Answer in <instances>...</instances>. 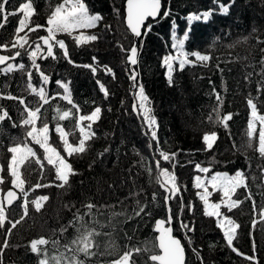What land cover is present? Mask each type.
I'll return each instance as SVG.
<instances>
[{
  "label": "trees",
  "instance_id": "obj_1",
  "mask_svg": "<svg viewBox=\"0 0 264 264\" xmlns=\"http://www.w3.org/2000/svg\"><path fill=\"white\" fill-rule=\"evenodd\" d=\"M124 1L84 0L90 14L99 13L103 17L96 27L89 30L90 35L96 34L99 38L79 45L76 51H70L69 58L73 63H68L55 46L56 60L50 57L39 59L41 70L50 77V83L47 85L49 97L60 93L54 86L58 77L65 83L70 82L71 97L81 107L80 113L73 110L72 117L58 121L69 133L70 143H78L80 134L75 127L78 115L90 114L95 106L102 108V114L99 121L93 124L92 130L96 135L87 142L85 153L68 157L63 151L59 135L55 132L57 122L53 121L52 117L57 106L63 111L70 109L71 105L59 97L50 98L49 104L44 105L42 112L47 110L49 120V143L72 164L78 174L70 177V187L58 188L55 186L57 182L52 165L43 163L44 167L41 169L35 158L29 157L21 174L31 172L34 182L22 177L25 180V191L34 188L37 183L53 186L31 191L35 197L49 195V200L43 202L44 206L40 212H36L34 205L29 203L27 216L16 210L15 206L21 196L14 190L19 199L10 208H6V212H9L7 219L13 223L17 220L20 222L12 229L10 235L6 234L4 228H0V242L7 239L10 245L4 250V264H37L36 255L30 252V241L44 237L60 238L63 242V238L59 236V229L73 219L77 209L81 213L87 211L83 206L89 202L98 207L103 206L97 214L100 223L108 224L110 220L111 225L115 226V232L111 226L104 228L97 226V231L101 233L96 237L100 248L98 254L91 258L94 264H110L111 261L119 258L128 244L155 247L154 223L157 219L167 217L168 206L173 210L174 236L180 239L186 249V264H199L192 252L193 247L200 251L204 264H264V221H257L254 228L252 224L253 219L259 218L260 205L264 204V187L261 179L264 172V158L258 153V123L257 131L251 138L252 147H248L247 136V123L251 111L247 99L253 98L259 114H264V89L259 93L257 91L260 83L264 81V43L257 42V38L264 40V0H234L226 15L216 13L221 3L227 6L229 0H162L163 11L170 7L172 14L167 18H162L161 14L157 20L149 21L148 23L153 26L147 36L141 38L142 50L138 42L140 53L136 65L139 73L138 84H143L152 114L157 119L159 125L157 135L161 149L169 154H177L175 160L177 166L174 172L177 184L181 187L180 196L186 205L182 214L179 213V197L174 203L169 201L168 205L164 204L165 193L156 182L155 159L159 158V155L156 153L153 159L155 142H152L153 148L150 150L148 147L150 134L144 135L147 127H142L141 116L132 113L134 93L131 95L128 79L129 66L126 62L128 53L121 51V46L128 49L132 45L131 36L123 26ZM21 3H32L34 18L31 26L41 25L40 28H43L47 26L50 11L53 7L59 6L62 0H10L5 6L7 19L2 21L0 18L2 25L0 44L5 41L3 37L7 38V44L13 43L11 35L14 32L16 16L8 13L16 11ZM114 6L120 9L119 15L113 11ZM206 10H212L213 16L207 23L192 22L191 38L186 41L185 50L189 52L200 50L204 54H210L213 59L207 62V66L200 63L189 64L182 71L179 70L178 63L174 62L175 70L170 85L163 59L167 54L176 53L172 48L174 42L172 33L177 34V40L182 39L181 34L188 27L187 16L200 14ZM37 16L39 18H36ZM40 33L39 35H43L42 32ZM213 40H216L215 44ZM40 43L43 46L42 40ZM0 53L6 54L1 51ZM93 56L96 57L97 62L92 60ZM18 58L20 63H24L26 70L32 71L31 81L35 87H38L39 74L34 68L30 69V58L22 53L10 63ZM189 59L195 58L190 56ZM83 65L96 67V74L93 75L91 68H85ZM105 65L112 69L114 77L105 73ZM220 69H223V72ZM97 80L105 84L108 89L107 99L100 92ZM213 87L223 97L220 115L233 113V119L227 122V128L223 124L216 123V113L213 112L216 106ZM9 94L18 99H7ZM19 98H23L25 104L31 107L42 103L28 88L26 71L17 69L8 74L0 73V106H2L0 114L6 110L11 117V120L5 118L0 122V164H4L5 169L11 157L6 151L13 143L10 138L14 137L16 143H22L26 136L24 126H12L13 122L19 125L22 119L24 106L19 103ZM24 115L26 116V113ZM209 116L212 119H209ZM37 122L40 125V122ZM211 131L217 133L218 139L212 150H205L206 145L202 137ZM105 148H109L110 151L100 158L98 154ZM196 163L210 169L205 176L216 172H227L229 175H233L236 170L245 172L248 188L237 189L235 199L240 203L230 212L231 218L241 225L237 230L233 246L244 255L233 252L212 220L203 214L201 200L196 195L192 183L193 176L197 175ZM165 164L173 171L170 164L167 162ZM147 167L152 168L151 175L145 171ZM249 191L256 201V212H253L252 201L245 199ZM153 192L158 194L155 202L151 199ZM72 205L74 207H69ZM187 205H191V208L189 209ZM138 207H145V213L136 217L134 212ZM10 209L12 210L9 211ZM93 212L95 213L96 210L94 209ZM112 212H122L124 215L112 218ZM149 212L150 215L147 214ZM180 220L188 223L189 227L194 226L195 231L189 233L183 229L184 235H182L178 228ZM5 227L11 226L6 222ZM54 232L57 233L55 237ZM109 232L117 237L119 245L117 251L112 254H108V237L105 235ZM72 233L73 229L69 228L64 236L71 238ZM125 234L132 236L133 239L128 241ZM189 238L193 241L191 246L188 244ZM253 240L255 252H253ZM245 255H255L256 260H246ZM147 256V253L141 252L138 255L134 254L131 259L135 260L136 264H145ZM148 264L153 263L149 261Z\"/></svg>",
  "mask_w": 264,
  "mask_h": 264
},
{
  "label": "snow or ice",
  "instance_id": "obj_2",
  "mask_svg": "<svg viewBox=\"0 0 264 264\" xmlns=\"http://www.w3.org/2000/svg\"><path fill=\"white\" fill-rule=\"evenodd\" d=\"M10 2V0H0V14L5 13V6ZM234 3V0H229V4L226 6L223 3L219 5V10L216 14L226 15L229 12V6ZM162 0H125V10H126V24L127 28L130 29L131 33L135 38H141L143 36H147V34L152 29V24L148 23L145 25V22L148 18H152L155 20L157 17L161 16L162 10ZM33 5L32 3H21L19 5V12L23 13V19L19 21V27L16 29V32H22L26 27H28L29 17L32 15ZM113 11L119 15L120 9L118 7H113ZM16 14L15 12L8 13ZM171 8L167 7L164 9L162 13V18H167L171 15ZM212 10L203 11L200 14H189L187 16L188 27L181 34L182 39H176V33H172L173 43L172 48L176 51L175 55L169 54L163 59V65L167 70V79L169 84H172V74L174 72V62L178 63L179 70H184L186 65H195L196 63H200L203 66H207V62L213 59L210 54H204L200 50L186 51V41H189L191 38V24L193 21H201L207 23L211 17L213 16ZM3 19H7V15L3 16ZM103 19L102 15L90 14L89 8L84 2V0H62V3L51 13L49 19L47 20V25L49 27L46 28L47 35L42 36L39 39L43 41V46H46V56L42 55L45 52V47H43L39 42H35V46L28 44L27 35L25 36H17V39L12 43V48L23 49L25 53L29 55L31 61V68H34L36 72L39 74V78L41 81V86L37 89L32 83V71L26 70L24 63H20L18 66H14L13 64L7 63L9 60H15L17 57L21 56V51H16L14 55H0V65H6V67L0 68V73L8 74L13 72L14 70H22L27 72L28 77V88L31 89V92L39 97V100L43 103H38L37 106L31 107L29 104H25V100L23 98H19V103L24 106V111L21 113L22 119L20 124L17 125L13 122V127L24 126L26 131L25 139L22 143H16V138H10L13 143L11 146H8L6 151L11 154L10 160L6 165L7 175L11 177V185L12 188L18 189L24 196V202L22 205L23 214L27 216L28 214V205L29 200L28 191H25V180L21 176V166L28 161L29 157H34L35 162L40 164L41 169H43L44 165L41 161V158L37 156V153L30 147L27 143L28 138L35 144L40 145V147L44 150L43 160L47 161V164L52 165L55 169V186L58 188H64L65 186L70 187V177L77 175L78 173L73 168L72 164L65 159L64 156L57 151L55 147H52L49 143V120L47 117V110L44 108V105L49 104L50 97L48 91L46 89V85L50 83L49 75L45 74L44 71L41 70V65L37 63V59H47L52 58L56 60L57 57L54 53V45H58L59 49L63 50V57L67 59L68 63H73V61L69 58V52L67 49V45L64 40L57 39V33H68L71 35L78 29H91L96 27L97 23ZM175 23V22H174ZM2 27V25H0ZM42 27L41 25H36V28H30L29 31H35L37 28ZM110 27V26H106ZM144 29L143 33L141 29ZM98 35H84L81 33L79 36L74 37L75 43L77 45L84 44L90 41H96L98 39ZM258 43H264V40H260L257 38ZM216 43V40H213V44ZM25 45H28V48H25ZM232 45H229L231 47ZM3 49L9 50L8 45L4 44L2 46ZM139 47L142 50L143 48V40L139 41ZM121 51L127 52V61L133 67L128 70V79L131 81L130 87L133 90H136L133 95V103H132V111L137 113L138 116H143V126L147 127V131L144 133L145 136H149L148 147L151 150L153 148V141L155 142V151L153 154V159H155V154L158 153L160 159H155V168L157 171L156 182L160 185L165 193L163 196V201L165 205H168V202L171 200L177 199L179 197V213H183L186 205L183 202L181 193V187L177 184V177L175 175L174 169L177 164L176 153L169 154L167 151L161 149L160 140L157 135L158 131V122L156 117L152 114V108L150 107V101L148 96L145 94V89L142 83L138 84V75L135 66L138 65V46L136 43H133L130 48L125 49L121 46ZM194 57V60L189 59V57ZM92 60L95 61L96 57L93 56ZM85 68H91L93 75L96 74V67H92L91 65H83ZM217 68H219V64H217ZM105 73L111 74L113 77L115 74L112 69L107 65L104 66ZM223 72V69H220ZM56 85L59 88L63 89V95L60 96V93H57L56 96H60L62 100L67 101L71 108L68 110H61L58 106L55 108V115H53L52 120L56 121L55 124V132L59 135V138L63 144V151L67 154L68 157L73 156V154H82L86 151V144L88 141L92 140L96 133L92 130L93 124L99 121L102 114V108L100 106H95L94 109L90 112V114L78 115L76 118L75 127L79 130V139L78 143H70L68 136L69 133L65 131L64 127L61 126L58 121H63L73 116V110L76 113L81 112V107L78 103H75L71 97V92L69 89V83L62 82L61 80L55 81ZM99 86V90L103 93L105 99L108 98L109 92L106 88L105 84L101 83L99 80L96 81ZM264 89V81L260 83L258 86V93ZM212 93L215 94L216 106L213 108V112L216 113V123L223 124L225 128L228 127V121L233 119V113H227L223 116L220 115L222 105H223V97L219 92H216L213 87ZM210 93V95L212 94ZM56 96L51 97V99H56ZM7 99L16 100L18 97L9 94ZM87 103V101H85ZM93 103H95L93 101ZM247 105L250 108V118L247 123V136L249 137L248 147H252L251 138L256 133V124H259L258 131V153L259 156L264 158V114H259L257 104L253 102V98L249 97L247 99ZM2 108V106H0ZM111 110L110 108L108 109ZM26 113V116L24 115ZM5 118L11 120L8 112L6 110L2 111L0 114V122H2ZM209 119H212L209 116ZM37 121L40 122V127H37ZM87 121V124L84 122ZM30 126V127H28ZM74 135V133H73ZM218 139V135L215 131H211L205 133L202 137L203 143L206 145L205 150H212L215 142ZM110 151L109 148H105L102 152L98 154L100 158H103L106 153ZM143 160V157H141ZM161 160L167 162L171 165L173 171H169L166 167H161ZM95 163V162H93ZM92 167V165H90ZM195 170L199 173H209L210 169L208 167H202L201 164H195ZM151 175L152 168L147 167L145 169ZM5 172V165L0 164V173ZM43 175V173H41ZM247 176L245 172L242 170H236L233 175H229L227 172H216L207 178V185L204 183V180L200 175H196L194 177V187L197 189H203V192H198L200 200L203 201L205 205L204 214L209 217H216V225L219 229L222 230L223 236L227 242V245L231 248L233 252H236L238 255H244L240 253L236 247L233 246V241L236 239L237 230L241 227L239 223H237L230 216L225 215L221 212V208L224 207L228 210V212H232V210L238 206L240 201L238 199H233V195H235L238 188L244 187L248 188V184L246 183ZM5 183V177L0 175V185ZM208 185H210L213 189V192H220L222 195L220 196L219 202L210 203L209 197L212 195L208 191ZM53 186L51 184H41L37 183L35 185V189H39L42 187H50ZM34 190V189H33ZM158 194L156 192L152 193V201L157 200ZM17 199V193L11 189H9L0 199V228H4L6 234H11L12 229L16 227V224L20 221L17 220L15 223L12 221H8L11 227H5V221L7 220L6 216V207L10 206L14 200ZM246 200L252 201L253 212H256L257 206L256 201L253 198V194L251 191L248 192V195L245 197ZM49 200V195H41L38 198L31 201V204L34 205L35 211L40 212L44 206L43 202ZM137 205L139 206V201H137ZM74 207V205L69 206ZM87 209V211L81 213L79 209L73 214V219L68 222L67 225L62 226L59 229V236L63 238V242L60 238H44L40 237L38 239H33L30 241V252L37 257V264H94V261L91 259L92 257L98 254V249L100 248V244L96 241V237L101 235L99 231H97V226L99 228L109 227L111 226L113 232H115V226L111 225V221L109 220L108 224L100 223L98 219V213H100V207L96 204L89 202L83 206ZM146 207V206H145ZM145 207H138V210L134 212L136 217H139L142 213H145ZM189 209L191 205H187ZM96 210L94 213L93 210ZM168 215L166 218L157 219L155 221V229L154 231L159 233L156 237L158 240V245L155 247H149L145 245L144 247L133 246L131 244L126 245V250L119 255V258L111 261L110 264H136L135 260H132V256L138 255L141 252L147 253V259L145 260V264H148L149 261L158 262V264H186L185 258V248L182 245L181 241L172 235L173 228L171 226L165 227V224L171 225L173 222V210L170 206L167 207ZM150 215V212L147 213ZM259 217L261 221H264V204L260 205L259 208ZM124 215L122 212H112L111 217L114 218L116 216ZM23 217H21L22 219ZM88 218V219H86ZM126 219H131V217H126ZM256 220L253 219V228L255 227ZM179 226L181 229H186L187 232H194V226L189 227L188 223H185L183 220H180ZM72 228L73 233L71 238L65 237L64 234L68 232V229ZM108 237L107 248L109 249L108 254H112V252L117 251L119 245L117 244V237L112 234V232L105 233ZM53 236H57V233L54 232ZM128 241L133 239L132 236L125 234ZM193 243L192 239H188V244L191 246ZM51 246L45 247V246ZM253 252H255V241L252 242ZM10 247L7 239L0 242V264H4V250ZM156 248L159 251H156ZM192 252L196 257V260L199 264H204L203 257L201 256L200 251L193 247ZM244 259L255 261V255H245Z\"/></svg>",
  "mask_w": 264,
  "mask_h": 264
},
{
  "label": "rangeland",
  "instance_id": "obj_3",
  "mask_svg": "<svg viewBox=\"0 0 264 264\" xmlns=\"http://www.w3.org/2000/svg\"><path fill=\"white\" fill-rule=\"evenodd\" d=\"M58 7V6H57ZM55 8L56 7H53V9L50 11V13H49V17H50V15H51V13L55 10ZM16 14H14L15 16H16V20H15V28H14V32H13V34H12V32H11V37H13V42L17 39V36H25V35H27V39H28V44H31L32 46H33V48H34V46H35V42H39L40 43V37H42V36H46L47 35V31H46V28L47 27H49V25H47L46 27H43V28H37L35 31H29V29L30 28H36L35 26H31V24H32V21H33V19L32 18H34V15H33V12H32V15L29 17V22H28V27H26L22 32H19V33H17L16 32V29L19 27V21L21 20V19H23V13L22 12H19V8L16 10V11H14ZM5 15V13H3V14H0V18H1V20L3 21L4 19H3V16ZM49 17L47 18V19H49ZM36 18H39L38 16L36 17ZM32 19V20H31ZM46 19V20H47ZM187 22H188V20H187ZM188 24V23H187ZM31 26V27H30ZM89 30L90 29H78V30H76L75 32H73L71 35H69L68 33H57L56 34V38L57 39H61V40H64V42H65V44L67 45V49H68V52H73V51H76V49L77 48H79L78 46L79 45H77L76 43H75V40H74V37H76V36H79L81 33H83L84 35H90V32H89ZM40 32H42V34L43 35H39V33ZM41 34V33H40ZM9 35V36H10ZM3 39L5 40L2 44H0V46H2V45H4V44H7V42H6V40H7V38L5 37H3ZM2 41V39H1V37H0V42ZM86 43H88V42H86ZM86 43H84V44H86ZM41 44V43H40ZM8 45V49L9 50H5V49H3L2 47H0V51L1 52H4V53H6V54H9V55H11V54H14L16 51H21V53H23L25 56H27V57H29V55L27 54V53H25V51L23 50V49H19V48H12V44H7ZM55 46V48H57L59 51H60V53L62 54V56H63V50H61V49H59V47H58V45H54ZM25 48H28V45H25ZM46 50V49H45ZM170 54H172V55H175L176 53H170ZM42 55H45V52L44 53H42ZM167 56H168V54H167ZM166 57V56H165ZM164 57V58H165ZM41 60H43V59H41ZM96 62H97V60H95ZM39 62V58L37 59V63ZM10 64H13L14 66H18L19 64H20V62H19V58L16 60V61H14L13 63H10ZM177 66H178V64H177ZM6 67V66H5ZM166 68V67H165ZM30 69H31V64H30ZM166 72H167V70H166ZM57 80H61L60 78H56V81ZM62 82H63V80H61ZM31 83L33 84V81H31ZM49 85V84H48ZM41 86V81L39 82V86L38 87H36L37 89L39 88ZM54 86L58 89V91H60V96H62L64 93H63V89L62 88H59L57 85H56V83L54 82ZM46 87V89H48L47 88V85L45 86ZM55 89V88H54ZM53 89V90H54ZM52 90V91H53ZM136 90H138V89H136ZM135 90V91H136ZM53 96H56V95H50V98L51 97H53ZM60 96H56V97H59L60 98ZM67 102V101H66ZM43 103V102H42ZM132 113H133V111H132ZM137 114V113H136ZM142 117V119H143V116H141ZM84 123H88L87 121H85ZM37 127L39 128L40 127V125H39V123L37 122ZM77 130H78V128H77ZM78 132H79V130H78ZM48 143H49V140H48ZM75 143H77V142H75ZM50 144V143H49ZM28 145L30 146V147H32L33 148V150L37 153V156H39L40 158H41V161H42V163H45V164H47V161L46 160H43V156H44V150L40 147V145H38V144H35V143H33L32 141H31V139L30 138H28ZM199 148H201V145L199 146ZM157 159H160V157L159 158H157ZM23 166L24 165H22L21 166V169H20V171H22V168H23ZM51 167V166H50ZM161 167H166V168H168V166L165 164V162L164 161H162L161 160ZM169 169V168H168ZM54 170V169H53ZM169 171L171 172V170L169 169ZM197 172V171H196ZM23 174H25L26 176H23ZM23 174H21V176L24 178V179H26V180H29V181H31V182H34L33 181V178H32V176H33V174H31V172H29V173H23ZM0 175H3L4 177H5V183L4 184H2V185H0V199H2V195H3V193L6 191V190H9V187H10V189L12 188V185H11V177L10 176H8L7 175V171H6V169H5V172H3V173H0ZM197 175H200L201 176V178L204 180V183L207 185V178H210V176L211 175H209V176H205L206 174L205 173H199V172H197ZM261 179H262V182H263V187H264V172H263V175H262V177H261ZM58 183V182H57ZM192 183H193V185H194V176H193V178H192ZM13 190H15V191H17L18 193H19V195L21 196L20 197V200H19V202L16 204V206H15V208H16V210H20V212H21V214L22 215H24L23 214V208H22V205H23V202H24V196H23V193H21L18 189H15V188H12ZM33 189H34V191H37L36 189H35V187L34 188H32V189H30L29 191H28V197H27V199L29 200V203H31V201L32 200H34V199H36V198H38L39 196H33V192H31V191H33ZM196 189V195H197V193L198 192H200V193H202L203 192V189L201 188V189H197V188H195ZM208 191L210 192V193H212V195L209 197V202L210 203H215V202H219V199H220V196L222 195L220 192H213V189H212V187L210 186V185H208ZM198 196V195H197ZM235 197H236V193H235V195H233V199H235ZM178 198V197H177ZM198 198H199V196H198ZM200 199V198H199ZM176 200V199H175ZM175 200H171L173 203L175 202ZM201 203H202V205H200V206H202V208H203V214H204V211H205V205H204V203H203V201H201ZM199 208V207H198ZM12 209H10L9 211H11ZM8 211V210H7ZM221 212L222 213H224L225 215H228V216H230L231 217V215H230V213L228 212V210L226 209V208H224V207H222L221 208ZM205 215V214H204ZM6 216H7V218H9V212H6ZM206 216V215H205ZM209 217V216H208ZM211 220H212V223H213V225H215V227L217 228V230L219 231V234L222 236V238H223V240L225 241V243L227 244V242H226V240H225V238H224V236H223V232H222V230L221 229H219L218 227H217V225H216V220H217V218L216 217H209ZM208 218V219H209ZM255 220L256 221H260L261 219H260V217L257 219V218H255ZM6 222H8V219L5 221V223ZM253 224V223H252ZM11 226V225H10ZM193 227V226H192ZM179 229H180V233L182 234V235H184V231H183V229H181L180 228V226L178 227ZM231 249V248H230Z\"/></svg>",
  "mask_w": 264,
  "mask_h": 264
},
{
  "label": "water",
  "instance_id": "obj_4",
  "mask_svg": "<svg viewBox=\"0 0 264 264\" xmlns=\"http://www.w3.org/2000/svg\"><path fill=\"white\" fill-rule=\"evenodd\" d=\"M162 12H163V7H162V10H161V14H162ZM125 17H126V10H125V1H124V4H123V26H124V28L126 29V31L128 32V34L131 36V39H132V44L133 43H136L137 44V46H138V42H139V40L142 38H135L134 37V35L131 33V31H130V29H128L127 28V24H126V19H125ZM159 17H157L155 20H157ZM155 20H153L152 18H148V20L145 22V25L149 22V21H155ZM141 31H142V33H143V31H144V29L142 28L141 29ZM143 36V35H142ZM42 44H43V41H42ZM45 48H46V46H45ZM0 55H6V54H3V53H0ZM11 60H9V61H7V63H9ZM126 62H127V64H128V66H129V70L133 67L132 65H130L129 63H128V61H127V59H126ZM4 66H6V65H0V68H2V67H4ZM135 68H136V66H135ZM129 84H131V81L129 80ZM131 88V87H130ZM133 93H134V90L131 88V95H133ZM133 103V102H132ZM134 114H136L135 112H133ZM12 190V189H11ZM8 190H6L4 193H3V195H2V198H3V196H4V194L7 192ZM14 191V190H13ZM18 199H19V196H18V194H17V199L16 200H14L13 201V203L10 205V206H7L6 208H10L13 204H15L17 201H18ZM168 226H171L172 227V224L171 225H168L167 223L165 224V227H168ZM154 229H155V223H154V228H153V232H154V234H155V243H156V245H158V240L156 239V237L159 235V233H157V232H155L154 231ZM172 235L174 236V233L172 232ZM174 237H176V236H174ZM177 239H179L178 237H176ZM180 240V239H179ZM182 243V242H181ZM183 246H184V244H182ZM184 248H185V246H184ZM157 249V252L159 251V249L158 248H156ZM185 252H186V249H185ZM151 262V261H150ZM153 263V262H152ZM155 264H158V262H155Z\"/></svg>",
  "mask_w": 264,
  "mask_h": 264
},
{
  "label": "flooded vegetation",
  "instance_id": "obj_5",
  "mask_svg": "<svg viewBox=\"0 0 264 264\" xmlns=\"http://www.w3.org/2000/svg\"><path fill=\"white\" fill-rule=\"evenodd\" d=\"M45 47V46H44Z\"/></svg>",
  "mask_w": 264,
  "mask_h": 264
}]
</instances>
